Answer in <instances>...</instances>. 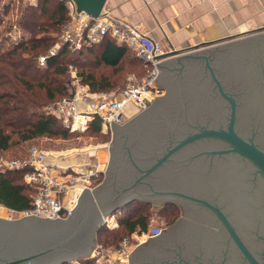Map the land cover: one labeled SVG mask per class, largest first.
<instances>
[{
    "label": "water",
    "instance_id": "obj_1",
    "mask_svg": "<svg viewBox=\"0 0 264 264\" xmlns=\"http://www.w3.org/2000/svg\"><path fill=\"white\" fill-rule=\"evenodd\" d=\"M72 1L96 17L107 0ZM155 64L165 92L111 121L102 184L83 188L65 219L0 217V264L83 257L104 217L132 200L173 201L218 229L179 217L128 264H264V32Z\"/></svg>",
    "mask_w": 264,
    "mask_h": 264
},
{
    "label": "built area",
    "instance_id": "obj_2",
    "mask_svg": "<svg viewBox=\"0 0 264 264\" xmlns=\"http://www.w3.org/2000/svg\"><path fill=\"white\" fill-rule=\"evenodd\" d=\"M35 1L11 0L9 16L4 13L1 18L2 25L7 26L4 37L8 43H18L23 38L16 22V6L33 4ZM57 1L65 6L67 20L59 31L57 42L37 57L38 67L44 68L47 58L55 55L61 46H66L69 51H78L100 43L104 38H110L116 44L125 46L143 64L144 72L141 75L129 73L122 88L107 93L90 92L88 87L82 84L80 73L69 66L72 95L60 98L44 108L46 114L58 118L70 133L85 132L90 123L98 121L100 131L112 135L111 121L123 125L148 107L157 94H162V85L154 83L161 72L155 61L160 63L169 59L172 52L164 50L160 43L151 40L140 25L114 18L104 7L98 16L93 17L79 11L72 0ZM106 148L108 151L109 146L106 145ZM61 157L34 144L28 146L23 157H0V170L20 171L23 182L35 188L31 207L21 212L8 209L10 214L65 219L76 205L82 189L91 191L92 183L98 181L107 171L108 162L104 167L98 161L62 166L59 164ZM74 187L79 190V195L71 198L70 191ZM149 222L145 232L133 233L123 238L114 248L97 245L92 250L93 264H128V255L138 245L161 232L162 229L155 224L154 218ZM103 226L115 228V216H105ZM61 264L81 263L74 259Z\"/></svg>",
    "mask_w": 264,
    "mask_h": 264
},
{
    "label": "trees",
    "instance_id": "obj_3",
    "mask_svg": "<svg viewBox=\"0 0 264 264\" xmlns=\"http://www.w3.org/2000/svg\"><path fill=\"white\" fill-rule=\"evenodd\" d=\"M0 2L1 21L2 14L11 8V0ZM19 10L22 40L8 43L0 36V152L37 137L65 139L71 134L58 118L44 111L48 104L72 95L69 66L79 71L82 84L92 93L112 91L118 83L122 88V71L134 62L137 64L131 72H144L142 62L134 55V59L128 58L131 52L110 38L78 51L61 46L47 58L44 68L38 67L37 57L56 42L49 31H58L66 22V9L57 0H37L36 4L20 5ZM86 132L100 133L99 122L90 123ZM34 194V186L23 182L20 171L0 170V205L21 212L31 207ZM150 208L148 202L132 200L116 209L111 215L116 216L117 226H102L97 232L98 243L114 248L123 238L146 231ZM177 210L176 205L166 203L160 213L173 222ZM78 260L93 264L92 259Z\"/></svg>",
    "mask_w": 264,
    "mask_h": 264
},
{
    "label": "crops",
    "instance_id": "obj_4",
    "mask_svg": "<svg viewBox=\"0 0 264 264\" xmlns=\"http://www.w3.org/2000/svg\"><path fill=\"white\" fill-rule=\"evenodd\" d=\"M104 8L114 18L140 25L172 52L170 58L264 32V0H107ZM25 143L6 152L20 153ZM65 156L59 159L62 166L85 163Z\"/></svg>",
    "mask_w": 264,
    "mask_h": 264
},
{
    "label": "rangeland",
    "instance_id": "obj_5",
    "mask_svg": "<svg viewBox=\"0 0 264 264\" xmlns=\"http://www.w3.org/2000/svg\"><path fill=\"white\" fill-rule=\"evenodd\" d=\"M1 3L2 2H0V4ZM36 3H37V0L33 4H36ZM20 5H25V4H20ZM20 5L16 6L17 7V21L16 22H18V19L20 17V10L18 12V8H19ZM10 9L6 12L7 13V15H6L7 17L10 14ZM6 29H7V26L6 25H2V22L0 21V36L3 37L4 32L6 31ZM60 29H61V27L59 28L58 31H51V30L49 31V33L56 39V42H57V36L59 34ZM200 50H203V49H200ZM194 52H196V51H194ZM132 56H133L132 53L128 54V58L131 57V59H134ZM136 64H137V62H134L133 66H126L124 68V70L122 71V77H123L122 85H124L127 75L129 73H132L131 71H133L135 69ZM106 71L110 72V70H106ZM107 72H105V73H107ZM119 84L120 83L117 84L118 85L117 88L121 87V85H119ZM162 87H163V92L162 93H164L165 92V88H164V86H162ZM109 92H111V91H109ZM105 93H107V92H105ZM19 144H22V143H19ZM19 144L14 145L12 147L18 146ZM30 144H34V145L38 146L39 148H41L43 150L52 152L53 155H55V156H62L61 158H63L64 155H66L65 156L66 159H64L65 161L69 160V161H72V162L73 161L82 162L84 160L85 163H89V162L93 163V162H97L98 161L101 164V166L104 167L106 162H109V152H110L111 145H112V135H110L109 133H103L101 131H100V133H93V132H86L85 131V132H82V133H71L65 139L42 136V137H37L35 139L26 141V143L23 144L25 146L24 147V151H22L20 153H8L6 151L5 152L3 151V152H0V157H2V158H19V157H23V154H24L25 150L28 148V146ZM106 145L109 146V150L108 151H107ZM105 177H106V173L98 181H94L92 183V185H91L92 188H95V187L101 185L102 182L104 181ZM90 195H91V197H92V199H93V201H94L99 213H102L100 208H99V206H98V204H97V202H96V200H95V198H94V196H93V194H90ZM140 201H142V200H140ZM143 202H145V201H143ZM148 203L151 205L150 217L148 219V225L150 223L149 222L150 219L154 218L156 220L155 224L157 226H159L163 230V229H166L167 227H169L170 225H172L173 223H175L179 217H182V218L191 220L193 222L205 225L207 227H210V228H213V229H216V230L218 229L216 227H213L211 225H208V224L203 223L201 221H198L196 219H193V218H190V217L182 215L181 214L182 211H181L180 206L177 203L173 202V201L164 203V204L172 203V204L176 205L177 208H178L177 215L175 216L176 218H175V220L173 222H169L170 220L168 218H166L165 214L164 213L163 214L160 213V210L162 209L164 204L159 205V204H153L151 202H148ZM0 217L1 218L14 219V218H18L19 215L18 214H10L8 212L7 208H5L3 206H0ZM115 219H116V216H115ZM104 228H107V227L104 226ZM147 229H148V226H147ZM129 236H131V235H129ZM97 245H100V244L98 243L97 234H96L95 239H94V246L91 248V252L89 254H87V255H85L83 257L77 258V259H92L91 258L92 250L95 247H97ZM107 248H111V247H107ZM92 261H93V259H92Z\"/></svg>",
    "mask_w": 264,
    "mask_h": 264
},
{
    "label": "bare ground",
    "instance_id": "obj_6",
    "mask_svg": "<svg viewBox=\"0 0 264 264\" xmlns=\"http://www.w3.org/2000/svg\"><path fill=\"white\" fill-rule=\"evenodd\" d=\"M78 195H79V190L76 187L72 188L71 191H70V197L71 198H75Z\"/></svg>",
    "mask_w": 264,
    "mask_h": 264
},
{
    "label": "flooded vegetation",
    "instance_id": "obj_7",
    "mask_svg": "<svg viewBox=\"0 0 264 264\" xmlns=\"http://www.w3.org/2000/svg\"><path fill=\"white\" fill-rule=\"evenodd\" d=\"M159 237H160V238H164V237H163V235H160ZM257 255H258V254H257ZM258 257H259V256H256V258L259 260V258H258ZM225 259H226V260H225L226 262H225L224 264H228V263H229V262H228V258H227V257H225ZM196 263H199V261L197 260V262H196ZM253 263H254V262H253ZM222 264H223V263H222Z\"/></svg>",
    "mask_w": 264,
    "mask_h": 264
}]
</instances>
